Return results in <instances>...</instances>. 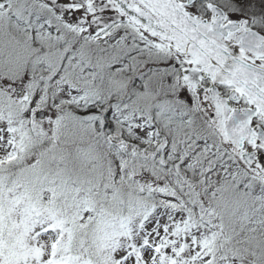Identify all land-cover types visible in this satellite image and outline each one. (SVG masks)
I'll use <instances>...</instances> for the list:
<instances>
[{
    "label": "snow or ice",
    "instance_id": "6c2138e0",
    "mask_svg": "<svg viewBox=\"0 0 264 264\" xmlns=\"http://www.w3.org/2000/svg\"><path fill=\"white\" fill-rule=\"evenodd\" d=\"M0 264H264V0H0Z\"/></svg>",
    "mask_w": 264,
    "mask_h": 264
}]
</instances>
